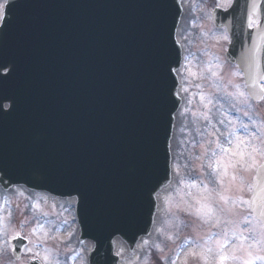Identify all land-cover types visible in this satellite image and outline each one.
Segmentation results:
<instances>
[{
  "label": "water",
  "instance_id": "1",
  "mask_svg": "<svg viewBox=\"0 0 264 264\" xmlns=\"http://www.w3.org/2000/svg\"><path fill=\"white\" fill-rule=\"evenodd\" d=\"M181 1L10 0L0 19V188L74 197L88 264H117L116 237L134 250L171 184ZM212 16L229 34L226 59L242 71L256 45L264 72V0Z\"/></svg>",
  "mask_w": 264,
  "mask_h": 264
},
{
  "label": "rangeland",
  "instance_id": "2",
  "mask_svg": "<svg viewBox=\"0 0 264 264\" xmlns=\"http://www.w3.org/2000/svg\"><path fill=\"white\" fill-rule=\"evenodd\" d=\"M3 1L0 0V4ZM228 4L229 0L184 1L185 13L177 30L181 64L176 74L181 103L171 140L172 183L159 195V204L150 231L137 241L134 250L129 252L124 241L118 238L121 246H116L114 251L120 258V264H172L174 259L175 264H185V258L193 250L194 244L203 243L201 237L212 236L214 240L216 238L214 234L222 232L225 227L229 229L231 235V225L221 223L217 228L211 223L203 224L177 208L178 204L183 207L182 199H190L186 195L189 189L186 186L182 187L180 180L199 179L200 166L205 168L204 178L215 184V177L211 176L204 161L195 159L202 152L199 145L204 140H212L208 133L215 132V128L208 124L202 114L208 112L212 124L222 131L224 126L217 123L221 119H225L226 123L230 119L249 123V117L264 121V97L255 104L248 97L242 98L236 105L241 109L238 112L236 107H232L234 103L232 98L224 92L225 87L229 91H235L232 84L240 85L241 90L245 91L241 72L224 58L228 43V39L224 37L227 35L223 30L213 27L208 12L209 9L224 8ZM189 69L196 75L190 74ZM212 72H216L217 75L213 77ZM234 72L238 74L232 75ZM197 85L201 87L198 88ZM201 93L205 97L203 101ZM209 98L213 103L206 109L204 105ZM244 111L249 113V117L243 115ZM239 126L238 123L235 124L236 128ZM197 128L200 129L199 134ZM206 147L214 146L208 144ZM205 159L212 157L208 154ZM253 174L254 170L240 172L234 184L242 185V190L233 189L225 193L232 197L227 206L235 210L237 219L253 217L248 206L242 205L238 199L240 197L249 199L251 194L249 185H252ZM253 224H256V240H259V225L254 219ZM250 226L241 224L242 228ZM76 231L74 207L66 199L55 198L44 192L30 191L24 187H13L6 191L0 189V264H7L8 261L9 264H25L29 258H37L46 264L45 257L49 264H88L87 254L92 246L87 248L84 242L78 240ZM247 235L250 238L245 244L253 245L251 239L253 233ZM16 236L28 240L27 247L22 250V260L19 262L12 260L7 242ZM249 251L253 257L264 256V245L255 244ZM189 264L196 262L189 258ZM255 264H261V261L256 260Z\"/></svg>",
  "mask_w": 264,
  "mask_h": 264
},
{
  "label": "snow or ice",
  "instance_id": "3",
  "mask_svg": "<svg viewBox=\"0 0 264 264\" xmlns=\"http://www.w3.org/2000/svg\"><path fill=\"white\" fill-rule=\"evenodd\" d=\"M9 2L10 0H4V4H0V19L6 17L8 10L5 5ZM251 27L252 25L249 24V28ZM224 38L227 39V37ZM241 65L243 75L248 80L244 87L250 91L241 90L238 84L231 85L235 91H229L225 87V94L234 101L232 107H236L242 98L255 95V92L251 91L252 89L258 88L261 93H264V83H261V81H264V72L261 68L258 46L253 45L242 54ZM189 71L193 76L196 75V73H191L190 69ZM237 74L234 72L232 75ZM211 75L215 77L217 73L212 72ZM229 83L231 84V81ZM197 87L200 88L201 85H197ZM200 95L203 101L204 94L201 93ZM189 102L191 103V101ZM212 103L213 100L209 98L204 107L207 109ZM236 110L241 111L238 107H236ZM193 115L195 116L196 113H193ZM202 115L208 121V124L215 128V132L208 133L212 140H204L199 145L202 152L195 159L204 161V165L210 170L211 176L215 177V184L210 179L204 178L206 176L205 168L200 166L199 179L188 180L182 178L180 180L181 186H186L189 189L186 195L190 199H182L183 207L178 204L177 208L203 224L211 223L213 227L219 228L223 223L232 227L231 235H229V229L225 227L222 232L214 234L216 237L214 240L212 236L201 237L203 243L194 244L193 250L185 258V264H189V258L196 264H255L256 260H260L261 264H264V256L253 257L252 252L249 251V248L255 244L264 245V121L254 120L249 117L247 111H244L243 115L249 117V123H244L238 119H230L226 123L225 119H221L217 123L224 126L222 131L215 124H212L208 112ZM221 115H224V113H221ZM237 123L240 125L239 128L235 127ZM199 132L200 129L197 128V133L199 134ZM208 144L214 147H206ZM208 154L211 155L212 159H205ZM250 170L255 172L254 183L249 185V191L254 194L250 200L242 197L238 199H240L242 205L248 206L254 216L251 219L247 216L237 219L235 210L227 206L232 197L225 195V193L233 189L242 190L243 186L235 185L234 182L240 172ZM192 189L196 191L193 192ZM178 191L180 190L178 189ZM153 195L150 194V202ZM253 219L259 225V240H256L257 228L256 224H253ZM241 224L251 226L242 228ZM157 231H160V229H157ZM247 233H253L251 237L253 245L245 244V241L250 238ZM70 235L71 233H69ZM230 240L236 242L229 243ZM45 261L46 264H49L47 257H45ZM172 264H175V259Z\"/></svg>",
  "mask_w": 264,
  "mask_h": 264
},
{
  "label": "bare ground",
  "instance_id": "4",
  "mask_svg": "<svg viewBox=\"0 0 264 264\" xmlns=\"http://www.w3.org/2000/svg\"><path fill=\"white\" fill-rule=\"evenodd\" d=\"M255 5H256V2H255V4H254V6H255ZM182 7H183V4H182ZM183 12H184V9H183ZM183 12H182V15H181V16H184V13H183ZM92 18H93L94 20H98V19L100 18V16H99V14H97V13H93V14H92ZM260 19H261V18H258V20H260ZM181 21H182V17H181ZM88 25H89L90 28L92 29L91 24H88ZM92 30H93V29H92ZM69 201H70V203L73 205L74 200H73V199H70ZM83 242H84V244L86 245L87 248H90V247L92 246V241L89 240V239H84ZM113 244L116 245V246H121V243L118 241V238H114V239H113Z\"/></svg>",
  "mask_w": 264,
  "mask_h": 264
},
{
  "label": "flooded vegetation",
  "instance_id": "5",
  "mask_svg": "<svg viewBox=\"0 0 264 264\" xmlns=\"http://www.w3.org/2000/svg\"><path fill=\"white\" fill-rule=\"evenodd\" d=\"M250 24L252 26L257 25V22L253 19V17L251 18ZM9 243H10V241H9ZM9 249H10V252H12V246H9ZM20 260H22V256L19 259H17L16 262H19ZM6 263L9 264V261Z\"/></svg>",
  "mask_w": 264,
  "mask_h": 264
}]
</instances>
